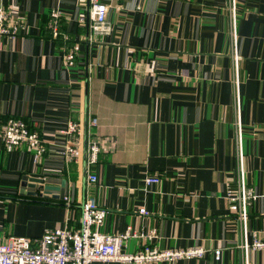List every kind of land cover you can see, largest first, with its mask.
<instances>
[{"label":"crops","instance_id":"1","mask_svg":"<svg viewBox=\"0 0 264 264\" xmlns=\"http://www.w3.org/2000/svg\"><path fill=\"white\" fill-rule=\"evenodd\" d=\"M104 2L109 30L94 37L88 0H0L24 17L20 33L0 35V124L21 117L45 146L37 162L26 145L0 141V240L77 228L91 195L106 210L100 231H154L129 237L126 251L204 249L199 258L148 264H242V240L264 239V0H235L236 62L229 0ZM52 8L66 41L48 35ZM73 44L67 67L63 54ZM237 117L254 195L245 232L226 197L236 189ZM69 120L80 125L75 140L83 149L90 137L100 144L95 183L86 182L84 152L70 162L59 154ZM149 174L159 180L145 184ZM24 175L42 179L41 195L28 186L20 193ZM61 187L68 203L56 197ZM246 259L264 264V247H248Z\"/></svg>","mask_w":264,"mask_h":264},{"label":"built area","instance_id":"2","mask_svg":"<svg viewBox=\"0 0 264 264\" xmlns=\"http://www.w3.org/2000/svg\"><path fill=\"white\" fill-rule=\"evenodd\" d=\"M229 12L231 16V38L233 43V57L235 62L239 57L236 51V5L235 0H229ZM88 11L90 18L91 35L96 37L106 33L109 26L106 19L107 5L104 0H88ZM61 12L58 8L49 10L46 20V28L52 38H62L64 41L68 36L60 29L59 18ZM24 25L22 14L14 11L9 6L0 4V35L14 37L20 33ZM78 45L73 44L63 54L65 66L74 64ZM235 103L239 109V97L237 92V67L235 69ZM90 124L95 125L96 118H90ZM79 124L69 120L66 128L62 131L66 137L65 142L59 149V154L65 162L77 160L85 154L86 182L95 183L96 174L91 170L100 150L99 142L90 137L86 140L84 149L76 142V135L80 132ZM236 149L234 156V176L236 189H227L226 197L230 203L231 212L241 226L243 232L246 230L247 206L254 195L246 184L244 152L241 147L242 126L237 117L236 124ZM0 141L7 148H16L26 145L32 150L35 161H39L45 151V146L40 134L29 127L21 117H8L0 124ZM159 180L156 174H149L144 178L145 184L155 183ZM69 202L67 196L62 197ZM140 213H146L144 208H139ZM106 210L101 207L96 199L88 195L81 204L80 224L77 228L68 225L62 227H47L39 236H10L6 240H0V264H91L93 261H120L126 264L172 260L177 258H199L204 254L200 247L159 249L155 246L144 244L137 251L129 252L124 249L126 240L131 236L148 239L153 237L154 231L149 233L138 231L132 232L127 228L124 232L108 233L99 230L103 224ZM244 250L242 264H249L246 259L248 247L252 249L263 248L264 239L254 238L251 243L243 239L239 245ZM216 251L215 257H219Z\"/></svg>","mask_w":264,"mask_h":264},{"label":"water","instance_id":"3","mask_svg":"<svg viewBox=\"0 0 264 264\" xmlns=\"http://www.w3.org/2000/svg\"><path fill=\"white\" fill-rule=\"evenodd\" d=\"M27 182H31V184H28ZM41 182H42V179L41 178H38V177H31V178H29L28 176L24 175L22 177L20 193H22L24 191V187L28 186V187L33 188V190L27 192L28 194H31V195H41L42 193L41 192H37V190L35 189V187H36L35 186V183H41ZM49 190H51V188H49L47 186H44V191L47 192ZM56 190L59 191V193H58V195L56 197H63V195H64V188L61 187V188H58Z\"/></svg>","mask_w":264,"mask_h":264},{"label":"trees","instance_id":"4","mask_svg":"<svg viewBox=\"0 0 264 264\" xmlns=\"http://www.w3.org/2000/svg\"><path fill=\"white\" fill-rule=\"evenodd\" d=\"M47 20V19H46ZM48 30V29H47ZM48 33H49V31H48ZM50 37H51V35H50V33L48 34ZM56 39H58V38H56ZM62 39V38H61ZM63 40V39H62ZM79 226V225H78Z\"/></svg>","mask_w":264,"mask_h":264}]
</instances>
